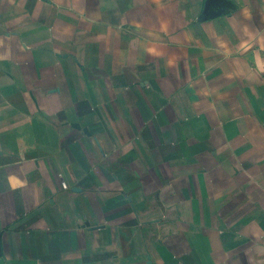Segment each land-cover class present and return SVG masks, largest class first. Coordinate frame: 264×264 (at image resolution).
<instances>
[{"label":"crops","instance_id":"0c3cea01","mask_svg":"<svg viewBox=\"0 0 264 264\" xmlns=\"http://www.w3.org/2000/svg\"><path fill=\"white\" fill-rule=\"evenodd\" d=\"M224 1L0 0V264H264V0Z\"/></svg>","mask_w":264,"mask_h":264},{"label":"water","instance_id":"95a60500","mask_svg":"<svg viewBox=\"0 0 264 264\" xmlns=\"http://www.w3.org/2000/svg\"><path fill=\"white\" fill-rule=\"evenodd\" d=\"M225 1L224 0H207V12H208V15L213 17V16H216L218 15L221 11L219 9H214V6L215 5H221V4H224ZM204 17H206V15H204ZM2 255V250H1V247H0V256Z\"/></svg>","mask_w":264,"mask_h":264}]
</instances>
